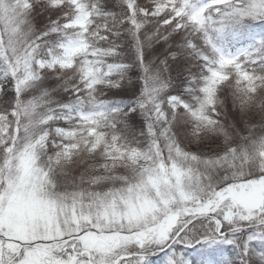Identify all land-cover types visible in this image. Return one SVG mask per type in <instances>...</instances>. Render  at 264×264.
<instances>
[{
	"label": "snow or ice",
	"instance_id": "6c2138e0",
	"mask_svg": "<svg viewBox=\"0 0 264 264\" xmlns=\"http://www.w3.org/2000/svg\"><path fill=\"white\" fill-rule=\"evenodd\" d=\"M0 264H264V0H0Z\"/></svg>",
	"mask_w": 264,
	"mask_h": 264
}]
</instances>
